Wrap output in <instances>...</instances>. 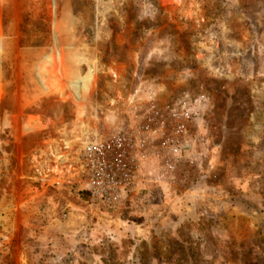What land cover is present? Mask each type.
Wrapping results in <instances>:
<instances>
[{
	"label": "rangeland",
	"instance_id": "obj_1",
	"mask_svg": "<svg viewBox=\"0 0 264 264\" xmlns=\"http://www.w3.org/2000/svg\"><path fill=\"white\" fill-rule=\"evenodd\" d=\"M149 88L194 163L107 208L65 181ZM0 264H264V0H0Z\"/></svg>",
	"mask_w": 264,
	"mask_h": 264
},
{
	"label": "built area",
	"instance_id": "obj_2",
	"mask_svg": "<svg viewBox=\"0 0 264 264\" xmlns=\"http://www.w3.org/2000/svg\"><path fill=\"white\" fill-rule=\"evenodd\" d=\"M145 93L144 105L140 94L128 99L130 109L140 119L83 142L77 155V173L65 181L88 190L107 208L118 207L138 189L149 159L159 162V180L165 177L173 181L180 162L194 163L187 139L190 126L202 119L204 95H183L162 112L156 91L149 88Z\"/></svg>",
	"mask_w": 264,
	"mask_h": 264
},
{
	"label": "bare ground",
	"instance_id": "obj_3",
	"mask_svg": "<svg viewBox=\"0 0 264 264\" xmlns=\"http://www.w3.org/2000/svg\"><path fill=\"white\" fill-rule=\"evenodd\" d=\"M83 135H85V130L83 131V133H82ZM82 135V136H83ZM85 138L87 137V136H84ZM86 140H84L83 142H85ZM83 145V144H82ZM77 159H78V156H77Z\"/></svg>",
	"mask_w": 264,
	"mask_h": 264
}]
</instances>
